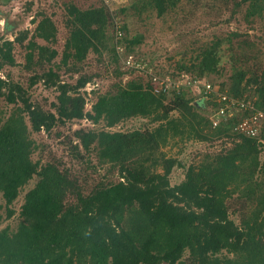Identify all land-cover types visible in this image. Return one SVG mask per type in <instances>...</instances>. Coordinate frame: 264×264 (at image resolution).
Wrapping results in <instances>:
<instances>
[{
    "label": "trees",
    "instance_id": "obj_1",
    "mask_svg": "<svg viewBox=\"0 0 264 264\" xmlns=\"http://www.w3.org/2000/svg\"><path fill=\"white\" fill-rule=\"evenodd\" d=\"M221 1L233 3V13L246 4L248 18H264V0ZM169 4V0L150 2L159 15ZM142 7L132 3L137 11ZM112 17L105 5L82 9L71 3L61 51L54 46L57 25L47 15L38 21L30 38L29 30L19 31L14 39L2 38L0 69L17 64L13 50L28 40L23 45L25 68L33 72L28 87L10 75L0 76V100L10 106L8 111L0 106V193L7 218L15 215L12 205L21 190L33 178L35 184L24 195L16 226L0 229V264H264V117L255 135L235 128L239 120L264 113V70L243 67L246 60L232 56L229 83L217 87L212 83L209 90L202 86L196 95L181 88L166 89L165 84L158 92L159 81L154 78L162 76V71L138 57L144 64L142 71L152 68L153 72L124 81L126 71L117 64L118 80L86 110L81 89L93 76L82 72V62L89 52L102 56L107 51L113 62L120 63L125 52L137 53L142 43V36H128L126 25L117 27L116 32L128 43L119 51L110 32ZM5 29L13 25L7 23ZM226 40L232 46V36ZM221 44L220 39L206 44L195 59L179 63L175 72L165 75L174 79L187 74L203 82L210 74H219ZM251 44L247 41L239 46ZM63 66L66 72L80 74L75 83L61 78ZM136 70L128 67L127 72ZM39 81L56 88L54 109L31 99L29 88ZM223 95L243 100L245 106L234 107L232 117L214 126L200 105L205 102L214 114L228 102ZM175 111L179 114L172 115ZM134 117L157 124L111 129ZM84 118L103 121L105 126L75 131V157L84 159L85 153L95 152L97 164H109L110 173L119 174V180H101L89 190L57 163L33 159L40 147L34 132L51 131L58 124ZM222 137H233L234 145L189 164L185 178L171 184L174 167L184 163L178 157H167L163 146L177 138L205 141ZM235 196L246 199L240 223L231 219L227 205ZM4 218L0 212V223ZM186 251L188 257H184Z\"/></svg>",
    "mask_w": 264,
    "mask_h": 264
},
{
    "label": "rangeland",
    "instance_id": "obj_2",
    "mask_svg": "<svg viewBox=\"0 0 264 264\" xmlns=\"http://www.w3.org/2000/svg\"><path fill=\"white\" fill-rule=\"evenodd\" d=\"M150 2L151 0H12L8 3L0 1V43L2 38L14 39L15 35L23 30L30 31V38L35 32L38 21L43 15H47L57 25L58 35L54 46L61 51L68 35L66 19L69 5L73 3L82 9L105 5L113 15L111 20L113 21V27L110 32L117 48L119 50L123 48L127 41L125 37L118 35L116 28L126 25L129 37L142 36V43L137 46L136 55L133 54L137 58L152 61L164 74H162L163 78H167L168 75L165 74L175 72L179 63L191 62L198 53L200 54L206 44H210L216 39L222 40L219 49L221 71L219 74H210L205 78L211 85L215 83L217 87L222 82L229 83V76L233 71L232 56L237 57V55H240L246 60L241 64L243 67L247 66L254 71L264 70V18L260 16H255L253 19L248 18L246 4L233 13V3L227 5L221 0H169L168 10L163 15H159L157 10L150 6ZM132 3L138 6L144 5L145 7H142L141 11H137L132 8ZM123 7L130 8L126 12H122ZM6 22L12 24L13 29H5ZM230 35L233 39L232 46L226 40ZM37 39L40 43H45L43 39ZM247 41L252 43L249 47L239 46V43ZM27 42L28 40L23 45H26ZM23 45L16 44L13 50L17 64L0 69V76L6 78L10 75L14 81H19L28 87L29 76L33 72L25 68L26 49ZM126 56L127 53L125 52L122 60L120 59V63H115L112 54L107 51L102 56L93 51L89 52L87 59L82 62V72L93 76V79L81 89V93L85 96L87 102L86 110L91 109L100 93L110 90L112 84L118 80L114 73L117 64L122 71H126L122 76L124 81L140 75L145 78L148 77L149 72H153L152 68L145 72L142 70L127 72L128 67L123 62ZM59 60L60 58L57 59V61ZM61 71V78L72 83H75L80 76L79 73L66 72L65 66L62 67ZM174 80H179L181 89L186 90L191 95L199 93L198 87L191 84L192 79L189 75H176ZM227 83L226 85H228ZM172 89L174 88L172 87ZM29 94L33 101L40 103L45 109H54L52 103L56 100L58 94L55 87H48L43 81H39L29 88ZM171 99L172 92L167 96L166 101L169 102ZM0 106L7 111L10 109V106H7L3 99L0 100ZM200 106H202L200 110L202 114H209L210 118L213 116L211 107L205 108V102ZM178 114V111H175L172 115ZM156 124L150 122L149 118L134 117L111 129L126 131L152 127ZM104 126L103 121L93 123L92 120L84 118L58 124L51 131L42 129L39 132H34L33 137L40 147L33 153V159L57 163L62 170L68 171L87 190L101 180L117 181L119 180L118 172L112 171L110 173L109 164H97L98 160L95 152L85 153L81 147L85 153V158L75 157L74 144L78 143L75 131L81 128L86 130L101 129ZM234 143L235 139L233 137L205 141L194 138L184 141H178V138L171 140L169 144L162 147L163 152L167 157L173 156L182 159L184 163V166L177 165L174 167L170 175L171 184L180 183L185 178L186 167L189 164L200 161L206 154L216 155L220 151L229 149ZM88 158L91 159L88 160ZM34 184L35 178L21 190L18 199L12 205L16 213L11 218H7L4 207L5 202L0 193V212L5 217L0 223V229L8 224L11 227L16 226L17 216L24 202V195ZM234 195L237 196L238 194L235 193ZM236 196L230 198L227 205L231 219L236 223H240L243 215L241 206L246 203V199ZM184 257H188V251L185 252Z\"/></svg>",
    "mask_w": 264,
    "mask_h": 264
},
{
    "label": "built area",
    "instance_id": "obj_3",
    "mask_svg": "<svg viewBox=\"0 0 264 264\" xmlns=\"http://www.w3.org/2000/svg\"><path fill=\"white\" fill-rule=\"evenodd\" d=\"M118 35L123 36L121 34V32H118ZM119 51L123 52L124 47L120 48ZM123 62L127 67L138 69V70H142L144 67L143 62L138 60L137 57L133 53L128 54L126 56V58L123 60ZM154 79L159 81L158 82L159 87L156 88V91H158V92L161 91L160 89H163L162 88L163 84H165L166 89H169V88L172 89V87L173 88H181V84H179V80L175 81L174 79L170 78L169 76H167V78H163V76L162 77L156 76ZM204 81L201 82V81L191 80V84L196 85L198 87V89H201L202 86H205V88L208 90L211 89L212 88L211 83L207 82V80H204ZM222 98L227 99L228 97L226 95H223ZM227 100H228V102H226V104L222 105V107L217 109V111L214 112L213 116L211 117V120H212V123L214 126L217 125L220 122V120H222V119L226 120V119L232 117L235 114L234 107H236L235 109L237 110V109L245 106V103L243 100H237L235 98H228ZM249 105H251V103ZM232 108H233V110H232ZM262 117H264V113L259 112L253 118L249 117V118H244L242 120H239L238 123L236 124L235 128L239 132L245 133L247 135H255L258 132L259 125L261 123V122H259V119Z\"/></svg>",
    "mask_w": 264,
    "mask_h": 264
}]
</instances>
